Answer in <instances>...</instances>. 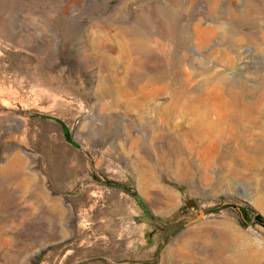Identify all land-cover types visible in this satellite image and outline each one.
<instances>
[{"label":"rangeland","instance_id":"obj_1","mask_svg":"<svg viewBox=\"0 0 264 264\" xmlns=\"http://www.w3.org/2000/svg\"><path fill=\"white\" fill-rule=\"evenodd\" d=\"M257 215L264 0H0V264H264Z\"/></svg>","mask_w":264,"mask_h":264},{"label":"bare ground","instance_id":"obj_2","mask_svg":"<svg viewBox=\"0 0 264 264\" xmlns=\"http://www.w3.org/2000/svg\"><path fill=\"white\" fill-rule=\"evenodd\" d=\"M254 98V97H253ZM195 100H197V99H195ZM202 100V99H201ZM239 102V101H238ZM237 102V103H238ZM249 102V101H248ZM187 103H188V101H187ZM195 103V105H193ZM192 105H188V110L189 111H191L192 112V115H194L195 117H196V119H198L199 120V122L200 123H198L199 125H197L198 126V128H206V129H213V128H217L218 129V135H214V133L212 132V133H210L209 132V134L208 135H205L204 133H203V135L202 134H198V135H196V137L198 138V139H196V140H203V139H207V138H209V137H213L212 139H215L214 141L216 142V143H219L220 142V140H222L221 139V136H222V132H224V131H222V129L220 128V124H222V123H224V122H226V120L228 119V117H233V118H238L239 116H242L243 118H244V116H246V115H252V114H254L253 113V108H251V106H250V104H248V103H246V102H241L240 104H239V106L242 108L241 110H237L238 111V113H235L234 111V113H232V112H230V111H226V110H224L225 108H227L228 106V104L227 105H225L224 103H220V104H218V105H215V104H212L211 102H200L199 100H197V102H194ZM182 104H184V102L182 103ZM256 104V103H255ZM185 106L184 107H186L187 108V104H184ZM237 105L238 104H235V103H232L231 105H230V109H232V110H234L235 108H237L238 109V107H237ZM257 105V104H256ZM255 105V106H256ZM177 108V107H176ZM259 108V107H258ZM181 109L183 110V108H182V105H181ZM229 109V110H230ZM186 110V109H185ZM221 110H223L224 111V113L222 114V118H221V120H219L218 118L220 117V116H218V112L219 111H221ZM258 110V109H257ZM189 111H188V113H189ZM257 112V111H256ZM185 114H186V116H187V110H186V112H185ZM190 114V113H189ZM213 114H215L216 115V119H212V115ZM191 115V116H192ZM255 115V114H254ZM257 115H258V112H257ZM193 116V117H194ZM188 117H190L189 115H188ZM242 117H240V118H242ZM239 118V120H241ZM252 118V117H251ZM258 118V117H257ZM255 119V118H254ZM193 126V124L190 126V127H192ZM186 127H189L188 125L186 126ZM194 128V127H193ZM188 129V128H187ZM197 129V128H196ZM196 129H194V130H196ZM224 130H225V128H223ZM191 131V130H190ZM199 131H201V130H199ZM195 132V131H194ZM191 134V133H190ZM191 138H193L192 136H191ZM222 142V141H221ZM220 144V143H219ZM218 144V145H219ZM218 145H216V146H218ZM220 147V146H219ZM219 147H218V149H219ZM217 149V148H216ZM215 149V150H216ZM225 152H227V151H225ZM217 153H219V152H217ZM220 153H222V152H220ZM219 153V154H220ZM224 153V152H223ZM217 156H218V154H217ZM221 156H222V161L220 162V163H222L223 161L228 165V166H230V168H231V171L232 172H234V170L235 171H237V172H239V170H241L240 169V167L242 166V164L243 163H241V160H242V158L240 157V155L238 154V153H230V152H228L227 154H221ZM219 157V156H218ZM220 158V157H219ZM217 159V158H216ZM219 160V159H218ZM221 160V159H220ZM247 161V160H246ZM223 162V163H224ZM251 163V162H250ZM253 168V167H252ZM227 170H229V169H227ZM227 175V174H226ZM179 248V247H178ZM178 250V249H177ZM180 250V249H179ZM179 250H178V252H179ZM178 252L176 251V250H173V248H172V246H169V247H167L166 248V250H165V256H169V260H170V263L171 264H174L175 263V261H176V258H177V255H178ZM182 252V251H181ZM179 254H180V252H179ZM180 256V255H179ZM165 258V257H164ZM180 258V257H179ZM167 259V258H166Z\"/></svg>","mask_w":264,"mask_h":264},{"label":"trees","instance_id":"obj_3","mask_svg":"<svg viewBox=\"0 0 264 264\" xmlns=\"http://www.w3.org/2000/svg\"><path fill=\"white\" fill-rule=\"evenodd\" d=\"M242 212L244 213V210H242ZM255 219H256L257 221H261V222L264 221V217L261 216V215H257Z\"/></svg>","mask_w":264,"mask_h":264},{"label":"water","instance_id":"obj_4","mask_svg":"<svg viewBox=\"0 0 264 264\" xmlns=\"http://www.w3.org/2000/svg\"><path fill=\"white\" fill-rule=\"evenodd\" d=\"M203 215V211H201V215H200V217Z\"/></svg>","mask_w":264,"mask_h":264}]
</instances>
